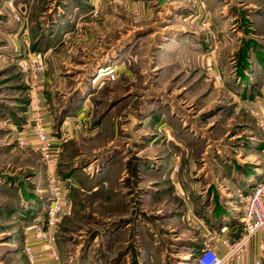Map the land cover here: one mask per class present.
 <instances>
[{
	"label": "rangeland",
	"instance_id": "1",
	"mask_svg": "<svg viewBox=\"0 0 264 264\" xmlns=\"http://www.w3.org/2000/svg\"><path fill=\"white\" fill-rule=\"evenodd\" d=\"M30 51L45 56L70 202L63 263L194 264L185 215L222 179L217 147H264V0H0V264H27L53 196L19 64Z\"/></svg>",
	"mask_w": 264,
	"mask_h": 264
},
{
	"label": "crops",
	"instance_id": "2",
	"mask_svg": "<svg viewBox=\"0 0 264 264\" xmlns=\"http://www.w3.org/2000/svg\"><path fill=\"white\" fill-rule=\"evenodd\" d=\"M78 7H80V12L85 10L83 4H79ZM226 7L227 5L225 4V16L228 13ZM50 49L52 50L53 48ZM260 90V96H263L264 84ZM0 109H2L1 106ZM16 116L18 115L16 114ZM16 116L12 119L19 118ZM241 138H244L243 135H241ZM242 142L239 143L244 145V140ZM260 145L256 150L249 147V156L247 153L244 156L242 155V147L239 150L238 146H227L224 151L217 147L215 157L222 160L218 162L215 169L218 175L220 173L222 179L209 183L208 192L210 191V193L208 195H206V192L202 194V191H200L201 195H196V199L193 198L189 203L190 207L188 208L187 215H185V219L187 218L186 221L190 222L188 223L189 225H196V235L194 239L189 237L184 239V242L181 244L183 245V251H189L188 253L192 256L195 253H199L206 246H211L223 254L225 251L222 243L223 239L225 240L228 237L235 238L239 235L242 230L241 220L245 197L243 194L245 192L248 193L247 191L252 187L253 182L259 177L258 173L264 169V160L259 158V154L263 151ZM241 155L243 156L242 158ZM252 155L253 159L247 158ZM224 156L227 157L225 158ZM183 218L180 216L178 219L183 220ZM185 225L182 224L186 228ZM146 226L145 230L147 231V228L150 230V225ZM250 241L242 259L240 261H231L229 264H264V230L259 231ZM27 243L34 245L39 258V264H56L41 242L28 239ZM189 245L191 247H188ZM11 264L24 263L15 262ZM27 264H30L29 261Z\"/></svg>",
	"mask_w": 264,
	"mask_h": 264
},
{
	"label": "built area",
	"instance_id": "3",
	"mask_svg": "<svg viewBox=\"0 0 264 264\" xmlns=\"http://www.w3.org/2000/svg\"><path fill=\"white\" fill-rule=\"evenodd\" d=\"M95 11L97 12V10ZM28 54L26 58L19 61V64L24 70L23 72L26 73L29 83V108L33 115L32 133L37 141L38 150L47 165L50 189L53 195L48 205L45 223H38L32 227L31 238L33 241L42 243L56 264H64L58 253L59 250L56 248L58 234H56L55 227L70 202L65 183L57 173L60 148L53 146L42 103L41 89L43 87H41V82L42 75L46 71V61L45 56L39 51H30ZM261 112L264 114L263 110ZM18 140L21 147L29 145L25 136H20ZM258 174L259 177L253 182L249 193L244 197L240 236L223 239L222 243L225 247L223 254L211 246L201 249L194 255V264H229L234 260L240 261L252 237L264 230V169ZM25 249L29 263L39 264L34 245L27 243Z\"/></svg>",
	"mask_w": 264,
	"mask_h": 264
},
{
	"label": "trees",
	"instance_id": "4",
	"mask_svg": "<svg viewBox=\"0 0 264 264\" xmlns=\"http://www.w3.org/2000/svg\"><path fill=\"white\" fill-rule=\"evenodd\" d=\"M260 146H262V148H264L262 144H261ZM28 196H29V194H28ZM240 234H241V232L239 233V235H238L237 237H239V236H240Z\"/></svg>",
	"mask_w": 264,
	"mask_h": 264
},
{
	"label": "water",
	"instance_id": "5",
	"mask_svg": "<svg viewBox=\"0 0 264 264\" xmlns=\"http://www.w3.org/2000/svg\"><path fill=\"white\" fill-rule=\"evenodd\" d=\"M160 3H163L165 0H158Z\"/></svg>",
	"mask_w": 264,
	"mask_h": 264
}]
</instances>
